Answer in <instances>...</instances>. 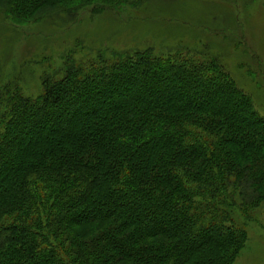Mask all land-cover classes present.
Listing matches in <instances>:
<instances>
[{"label": "trees", "instance_id": "obj_1", "mask_svg": "<svg viewBox=\"0 0 264 264\" xmlns=\"http://www.w3.org/2000/svg\"><path fill=\"white\" fill-rule=\"evenodd\" d=\"M0 1L15 22L145 2ZM72 60L36 97L0 87V264H232L246 243L236 211L264 205L250 98L209 59Z\"/></svg>", "mask_w": 264, "mask_h": 264}, {"label": "rangeland", "instance_id": "obj_2", "mask_svg": "<svg viewBox=\"0 0 264 264\" xmlns=\"http://www.w3.org/2000/svg\"><path fill=\"white\" fill-rule=\"evenodd\" d=\"M2 7L0 1V87L9 81L36 97L42 76L62 72L68 58L85 65L104 54L152 50L215 61L264 118V0H145L120 14L87 6L67 15L54 6L23 22ZM248 212L247 221L234 215L246 243L232 264H264V205Z\"/></svg>", "mask_w": 264, "mask_h": 264}]
</instances>
